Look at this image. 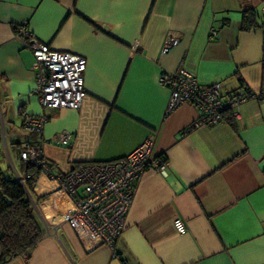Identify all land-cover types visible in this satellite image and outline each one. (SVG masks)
Here are the masks:
<instances>
[{
	"label": "crops",
	"instance_id": "crops-1",
	"mask_svg": "<svg viewBox=\"0 0 264 264\" xmlns=\"http://www.w3.org/2000/svg\"><path fill=\"white\" fill-rule=\"evenodd\" d=\"M245 6L257 14L250 31L241 29ZM23 24L52 49L86 58L79 109L38 103L31 51L15 37ZM168 33L179 43L163 52ZM180 66L203 86H245L259 98L240 105L233 125H194L199 110L167 111L169 91L158 83ZM24 114L48 117L41 133L22 129ZM0 128L17 171L15 144L26 141L41 144L61 175L146 140L167 161L164 174L148 170L137 181L115 254L104 245L86 252L63 223L5 264H264V0H0ZM60 132L71 134L69 146L48 142ZM52 188L39 176L31 190L48 219L62 209Z\"/></svg>",
	"mask_w": 264,
	"mask_h": 264
},
{
	"label": "built area",
	"instance_id": "built-area-1",
	"mask_svg": "<svg viewBox=\"0 0 264 264\" xmlns=\"http://www.w3.org/2000/svg\"><path fill=\"white\" fill-rule=\"evenodd\" d=\"M215 35L213 31L211 36ZM15 37L31 51V70L34 74L32 93L40 106L43 109H79L86 96L83 78L86 58L52 49L35 38L24 24L16 27ZM178 43L179 37L168 33L163 52ZM158 83L169 91L167 111L184 103L195 106L200 113L194 124L198 126H213L224 122L225 112H230L233 120H237L240 105L258 99L247 87L225 91L220 82L203 86L195 74L183 66L173 73L161 74ZM47 121L45 115L24 114L21 127L27 133L39 134ZM70 140L69 132H60L48 142L69 146ZM19 158L40 170L31 190H34L37 178L44 176L53 183L48 195L61 205L62 209L55 218H45L31 197V190L26 188L32 175L12 170L15 180L26 188L43 230L56 231L61 224H68L86 252L104 245L114 254L126 226L137 181L148 170L164 174L167 166L165 158L153 154L150 140L117 160L80 164L62 175L53 172V165L44 157L41 144L28 141L20 143ZM173 225L177 234L187 232L180 218H176Z\"/></svg>",
	"mask_w": 264,
	"mask_h": 264
},
{
	"label": "trees",
	"instance_id": "trees-1",
	"mask_svg": "<svg viewBox=\"0 0 264 264\" xmlns=\"http://www.w3.org/2000/svg\"><path fill=\"white\" fill-rule=\"evenodd\" d=\"M255 27H257V14L252 7L245 6L242 10L241 29L250 31ZM223 120L233 125L230 112L224 113ZM15 147L19 155L20 144L16 143ZM2 149L0 128V153ZM159 158L165 157L160 155ZM19 172L32 175L26 184V188L31 190L40 170L21 161ZM26 188L15 180L11 170L10 172L4 170L0 163V264H5L10 258L19 254L28 255L42 237L43 226L35 213Z\"/></svg>",
	"mask_w": 264,
	"mask_h": 264
},
{
	"label": "rangeland",
	"instance_id": "rangeland-1",
	"mask_svg": "<svg viewBox=\"0 0 264 264\" xmlns=\"http://www.w3.org/2000/svg\"><path fill=\"white\" fill-rule=\"evenodd\" d=\"M3 150H1V153H0V163H1V166L4 170L7 171V166L9 165V169H8V172H10V170H12V167H11V164H9V160L6 156V154L4 153V151L2 152ZM16 158V157H15ZM17 160V159H16ZM15 164H17L18 161H15Z\"/></svg>",
	"mask_w": 264,
	"mask_h": 264
}]
</instances>
